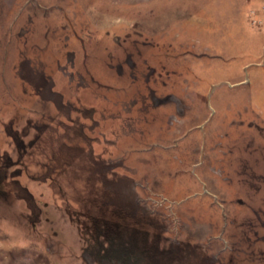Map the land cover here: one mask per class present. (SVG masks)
I'll return each instance as SVG.
<instances>
[{"label":"rangeland","instance_id":"rangeland-1","mask_svg":"<svg viewBox=\"0 0 264 264\" xmlns=\"http://www.w3.org/2000/svg\"><path fill=\"white\" fill-rule=\"evenodd\" d=\"M0 264H264V0H0Z\"/></svg>","mask_w":264,"mask_h":264}]
</instances>
